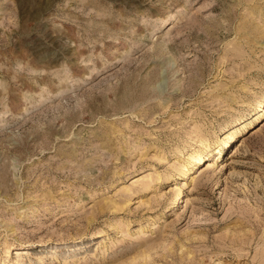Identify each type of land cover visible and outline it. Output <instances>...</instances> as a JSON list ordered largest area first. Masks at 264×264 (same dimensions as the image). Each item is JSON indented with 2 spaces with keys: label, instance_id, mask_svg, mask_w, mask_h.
I'll return each mask as SVG.
<instances>
[{
  "label": "rangeland",
  "instance_id": "rangeland-1",
  "mask_svg": "<svg viewBox=\"0 0 264 264\" xmlns=\"http://www.w3.org/2000/svg\"><path fill=\"white\" fill-rule=\"evenodd\" d=\"M263 105L264 0H0V264H264Z\"/></svg>",
  "mask_w": 264,
  "mask_h": 264
},
{
  "label": "bare ground",
  "instance_id": "bare-ground-1",
  "mask_svg": "<svg viewBox=\"0 0 264 264\" xmlns=\"http://www.w3.org/2000/svg\"><path fill=\"white\" fill-rule=\"evenodd\" d=\"M263 110H264V105H263ZM263 123V122H262ZM251 132V131H250ZM224 138H225V141H223L224 143L226 142L227 143V141L229 140V139H231L232 138V133H226V134H224ZM243 143V142H242ZM209 147H210V145L209 144H206L205 146H203L202 147V149H203V151H208L209 150ZM201 150V149H200ZM199 151V150H198ZM195 152L194 153V155H191V159L193 160V161H198L200 158H201V156H200V152ZM207 165H206V168L208 167V166H210V163H209V161H206L205 162ZM187 166V165H186ZM184 169H187L185 166H184ZM185 171L186 170H183L182 172L183 173H185Z\"/></svg>",
  "mask_w": 264,
  "mask_h": 264
}]
</instances>
